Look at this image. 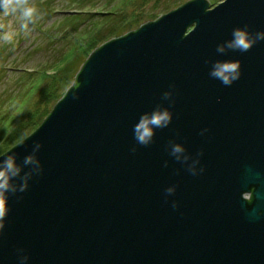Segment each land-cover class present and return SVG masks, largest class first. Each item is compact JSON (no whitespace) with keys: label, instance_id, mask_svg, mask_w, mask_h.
I'll return each mask as SVG.
<instances>
[{"label":"water","instance_id":"95a60500","mask_svg":"<svg viewBox=\"0 0 264 264\" xmlns=\"http://www.w3.org/2000/svg\"><path fill=\"white\" fill-rule=\"evenodd\" d=\"M235 29L255 41L248 51L227 46ZM257 34L264 0H192L97 48L0 156L19 168L3 191L0 264H264ZM217 62H238L239 78L214 79ZM157 110L171 122L137 143L134 126Z\"/></svg>","mask_w":264,"mask_h":264},{"label":"rangeland","instance_id":"374dc122","mask_svg":"<svg viewBox=\"0 0 264 264\" xmlns=\"http://www.w3.org/2000/svg\"><path fill=\"white\" fill-rule=\"evenodd\" d=\"M73 1L14 0L35 7L30 19L0 13V156L43 123L82 60L192 0Z\"/></svg>","mask_w":264,"mask_h":264},{"label":"clouds","instance_id":"9594fccd","mask_svg":"<svg viewBox=\"0 0 264 264\" xmlns=\"http://www.w3.org/2000/svg\"><path fill=\"white\" fill-rule=\"evenodd\" d=\"M36 9L34 6H30L26 3L14 2V0H0V13L5 16L20 14L23 18H32ZM7 35L5 39H7ZM256 39H264V34H257ZM255 43L250 39L249 34L241 29H235L232 33V40L228 42L227 46L239 50L241 52L248 51ZM218 51H223L218 47ZM214 79L220 80L225 86H229L232 82L239 78V63L238 62H217L213 65L212 70L209 73ZM166 96L169 94L166 93ZM171 122V114L167 110H157L152 113L150 117L147 115L141 117L137 125L134 126V136L137 143L147 146L152 137L155 135L154 129L165 128ZM184 152V148L181 145H173L171 148V155L176 160L181 159V153ZM29 160L31 158H28ZM187 159V157H185ZM26 162H28L26 160ZM19 172V168L15 165V160L12 156H8L6 159L0 161V215H3V206L5 199L3 198V191L9 186V180ZM195 174V173H193ZM174 189L169 188L167 192L171 193Z\"/></svg>","mask_w":264,"mask_h":264},{"label":"trees","instance_id":"16d2710c","mask_svg":"<svg viewBox=\"0 0 264 264\" xmlns=\"http://www.w3.org/2000/svg\"><path fill=\"white\" fill-rule=\"evenodd\" d=\"M84 0H74L73 2H75V3H77V6L79 7V8H81V7H85L86 5H83L82 6V2H83ZM87 2H94L93 0H86ZM89 6V5H88ZM122 36V35H121ZM119 37V36H118ZM85 61L86 60H82V62L81 63H79V65H77L76 67H74V69H75V73H74V76H73V82L75 81V78H76V76H77V74H78V72L80 71V68H81V66L85 63ZM73 84V83H72ZM71 84V85H72ZM70 85V86H71ZM69 86V87H70ZM65 93V92H64ZM62 95H64V94H62ZM63 97V96H62ZM61 97V98H62Z\"/></svg>","mask_w":264,"mask_h":264},{"label":"bare ground","instance_id":"6f19581e","mask_svg":"<svg viewBox=\"0 0 264 264\" xmlns=\"http://www.w3.org/2000/svg\"><path fill=\"white\" fill-rule=\"evenodd\" d=\"M120 37H121V36L116 37V38H120ZM94 52H95V51H94ZM94 52H93V53H94ZM93 53H91V55H92ZM89 57H90V56H89ZM89 57H88V58H89ZM86 61H87V60H86ZM86 61H85V62H86ZM83 65H84V64H83ZM83 65L81 66V68L83 67ZM81 68H80V70H81ZM79 72H80V71H79ZM79 72H78V74H79ZM78 74H77V75H78ZM76 77H77V76H76ZM75 79H76V78H75ZM74 82H75V81H74ZM74 82H72V83L74 84ZM73 84H72V85H71L66 91H64L65 93H64V95H63V98L59 99V100L57 101L56 104H59V102L65 98L67 92H69V90H71V87L73 86ZM52 109H53V108H52ZM51 111H52V110H51ZM51 111H50V112H51ZM49 116H50V113H48V115L46 116V118L49 117ZM36 129H37V128H36ZM36 129H35V130H36ZM33 132H34V131H33ZM33 132H32V133H33ZM32 133H31V134H32ZM19 143H20V142H19Z\"/></svg>","mask_w":264,"mask_h":264}]
</instances>
